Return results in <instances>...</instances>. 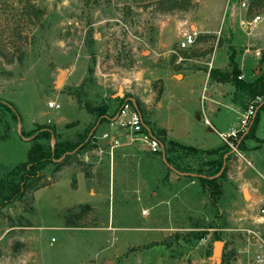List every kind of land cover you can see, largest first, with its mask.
<instances>
[{
  "label": "rangeland",
  "instance_id": "obj_1",
  "mask_svg": "<svg viewBox=\"0 0 264 264\" xmlns=\"http://www.w3.org/2000/svg\"><path fill=\"white\" fill-rule=\"evenodd\" d=\"M183 2L0 0V98L19 113L13 118L0 107V136H6L0 177L26 161L32 142L22 133L45 126L59 141L92 135L72 159L41 171L42 187L0 209V264H264V225L236 221L247 188L264 195V170L245 174L255 164L251 152H260L264 163V111L260 131L245 140L244 151L235 138L229 145L216 134L223 146L215 154L188 156L153 122L165 114L164 70L209 68L234 50L243 81L264 73V0H191L186 9ZM256 15L260 20L251 23ZM181 25L196 31L189 49L177 48ZM248 44L261 49L260 58L249 53L251 47L245 52ZM165 46L174 52L159 56ZM60 70L64 81L57 88ZM230 96L243 111L262 101L238 89ZM127 98L162 141L164 160L162 152L111 148L112 139L125 134L115 110ZM50 101L60 108H48ZM103 105L110 109L99 124L90 110ZM199 175L217 179L218 197L202 187ZM247 230L259 232L260 243L248 241ZM197 231L209 234L195 240L191 233ZM255 250L263 252L260 263Z\"/></svg>",
  "mask_w": 264,
  "mask_h": 264
},
{
  "label": "crops",
  "instance_id": "obj_2",
  "mask_svg": "<svg viewBox=\"0 0 264 264\" xmlns=\"http://www.w3.org/2000/svg\"><path fill=\"white\" fill-rule=\"evenodd\" d=\"M145 52L149 53V51L145 50L142 51V54ZM172 52H174L173 49L165 46V49L158 55L168 56ZM249 53L252 54V52ZM227 64L228 58L225 62L223 61L220 64L216 63V65L208 69L215 68L221 71H227L229 70ZM239 69L241 73L243 70L242 67H239ZM159 75L161 84L160 97L165 105V114L163 119H153V122L160 126L164 132L166 141L194 147L201 153L220 149L223 144L217 140L215 135L227 134L231 130L236 129L239 126L237 121L238 116L243 112V109L236 106L230 99V94H233L234 90H236L234 85L209 79L208 73L202 67L186 69L180 74H174L170 70H164ZM152 94L154 95V93ZM203 95L205 98L201 99ZM189 106H193L194 113L189 111ZM232 114L237 115L233 124L230 123ZM256 131H260L258 125ZM211 143H214V146H210ZM261 143L264 144V142ZM258 153L260 152H251V154L255 155L253 156L255 164L253 167L246 169L245 174L247 177H254L256 172L264 170V163L259 158L260 156L257 155ZM263 184L260 181V188L264 190ZM244 198V207L238 211L236 221L248 223L252 217V207L260 202L264 198V195H261V193L256 192L252 188H247ZM244 211L248 213L247 218L241 214Z\"/></svg>",
  "mask_w": 264,
  "mask_h": 264
},
{
  "label": "trees",
  "instance_id": "obj_3",
  "mask_svg": "<svg viewBox=\"0 0 264 264\" xmlns=\"http://www.w3.org/2000/svg\"><path fill=\"white\" fill-rule=\"evenodd\" d=\"M190 2L191 0H184L182 8H188ZM228 67L229 70L227 71H221L215 68H204V71L208 73L209 79L220 83H231L236 89L247 94L252 100L255 98H262V101L255 108L254 115L251 117L246 131L242 132L239 135V138L235 141L237 149L244 151V142L254 135L259 121V114L264 111V73L260 76L258 75L252 83L238 79V76L241 74L238 64L235 61L234 50L228 56ZM125 102L134 106L133 102L128 98L124 99L118 108H116V113ZM0 107L9 112L13 118L19 117V113L12 102L0 98ZM109 109V105H103L99 108L90 110V113H94L96 121L101 124L103 121H106L105 115ZM21 136L22 138L29 137L32 144L27 151L26 161L16 164L5 173L4 177H0V209L5 205L12 204L19 200L27 192H32L42 187L43 185L38 184L40 173L47 165L55 164L59 159L65 161L72 159L79 150L83 149L85 145L92 140V135L88 137L86 134H76L68 139L59 141L55 131L45 126H38L30 133H22ZM5 140V135L0 136V142ZM50 140H54V144L51 145ZM160 142L163 145L162 141ZM261 142H264V140ZM170 144L175 148L184 151L187 155L200 152L194 147L184 146L176 142H170ZM205 153L215 154L216 150L206 151ZM221 167L222 163H220V168L216 173L219 172ZM224 172L225 168L223 173ZM211 177H213V175L195 176V178L201 183L202 187L209 192V195L216 198L221 193L220 184L217 179ZM83 207L88 208L85 205ZM208 234L207 231L191 233L192 238L195 240L205 239ZM213 238L216 241H220L219 234H214Z\"/></svg>",
  "mask_w": 264,
  "mask_h": 264
},
{
  "label": "built area",
  "instance_id": "obj_4",
  "mask_svg": "<svg viewBox=\"0 0 264 264\" xmlns=\"http://www.w3.org/2000/svg\"><path fill=\"white\" fill-rule=\"evenodd\" d=\"M241 5H245L244 1H241ZM259 20L260 16L256 15L252 19L251 23H257ZM242 23L243 22L240 21V24ZM177 39V48L179 50L189 49L195 43L196 32L192 31L187 25H181L178 29ZM248 46L249 47L245 50V52L250 51L249 48L251 47V52L253 56L257 59L260 58L262 54L261 49L257 47H252L250 44H248ZM242 78V75L238 76V79ZM204 98V95L201 96V99ZM47 105L50 109L60 108V105L54 101L48 102ZM255 108L256 107H254V105H249L247 109L240 114L239 126L236 129L231 130L227 134H219L220 139L223 143L230 145L229 139L235 138V144V141L237 140L236 136L239 137L242 132L246 131L247 125L249 124L251 117L254 115ZM115 122L118 123L120 127L124 129L125 134L118 139H112L113 144L111 145V148L126 145L137 150H147L151 153L161 152V142L145 126L141 114L130 103L125 102L123 103V105H121L119 111L116 113ZM241 214L243 217H248V213L246 211L242 212ZM250 223L255 228L264 225V198L252 207V217L250 219ZM245 234L248 241L255 237V240L260 243V234L256 230H247L245 231ZM261 248L262 245L259 246V249ZM254 252L255 262L260 263L263 259L262 250H255Z\"/></svg>",
  "mask_w": 264,
  "mask_h": 264
},
{
  "label": "water",
  "instance_id": "obj_5",
  "mask_svg": "<svg viewBox=\"0 0 264 264\" xmlns=\"http://www.w3.org/2000/svg\"><path fill=\"white\" fill-rule=\"evenodd\" d=\"M147 54H148V52H145V53H144V55H147ZM63 73H64V72H63L62 70H60V71H59V74H58V76H57V78H56V83H55V85H56L57 88H60L61 85L63 84V81H64ZM161 148H162V150H161V152H162V157H163V160H164L165 155H164V147H163V145L161 146ZM224 158H225V157H224ZM223 167H224V162H223V165H222L221 170H220L219 173H218L217 175H215L214 177L218 176V175L222 172ZM211 178H213V177H211ZM220 243H221V242L217 241V242L215 243V245L218 246ZM217 250H218V248H216V252H217ZM216 252H215V254H214V256H213L214 259H215V257H216Z\"/></svg>",
  "mask_w": 264,
  "mask_h": 264
}]
</instances>
